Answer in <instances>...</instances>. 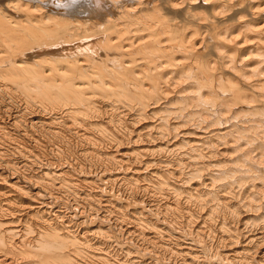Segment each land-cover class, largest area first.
<instances>
[{
	"label": "bare ground",
	"instance_id": "bare-ground-1",
	"mask_svg": "<svg viewBox=\"0 0 264 264\" xmlns=\"http://www.w3.org/2000/svg\"><path fill=\"white\" fill-rule=\"evenodd\" d=\"M0 264H264V0H0Z\"/></svg>",
	"mask_w": 264,
	"mask_h": 264
},
{
	"label": "rangeland",
	"instance_id": "rangeland-1",
	"mask_svg": "<svg viewBox=\"0 0 264 264\" xmlns=\"http://www.w3.org/2000/svg\"><path fill=\"white\" fill-rule=\"evenodd\" d=\"M64 5H66V2L64 3ZM127 149H130V147H123L121 151H125Z\"/></svg>",
	"mask_w": 264,
	"mask_h": 264
}]
</instances>
